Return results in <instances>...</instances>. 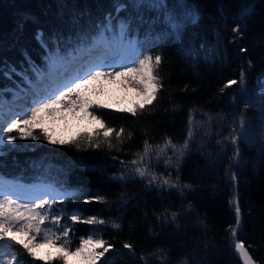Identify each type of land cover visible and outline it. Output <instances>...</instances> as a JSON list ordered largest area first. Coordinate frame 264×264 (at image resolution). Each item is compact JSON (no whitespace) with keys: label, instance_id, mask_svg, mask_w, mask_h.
<instances>
[{"label":"trees","instance_id":"obj_1","mask_svg":"<svg viewBox=\"0 0 264 264\" xmlns=\"http://www.w3.org/2000/svg\"><path fill=\"white\" fill-rule=\"evenodd\" d=\"M113 3L114 0H0V61L16 69V74L6 78L0 64V98L9 97L5 87L24 83V75L34 77L24 62L25 54L31 57L30 62L46 68L45 54L34 34L37 30L48 32L58 23L65 12L62 5L69 9L89 8L99 14ZM192 3L198 6V22L187 23L183 41L165 42L153 51V55L163 56L162 64L155 69L163 87L153 105L135 117L115 108L96 110L107 126L125 130L119 140L112 135V149L107 147L102 133L98 138L100 149L83 150L82 142L77 151L74 146L47 143L37 129L41 140L18 139L0 154V178L24 185L45 182L52 190L63 187L73 193L75 198L54 204L52 212L80 211L84 216L96 215L106 221L96 226L73 224L71 250L79 246L81 237L94 235L123 253L108 256L107 264H243L227 230L234 224L238 200L242 226L236 239L244 241L256 264H264V139L260 124L264 97L259 83L264 74V0H189ZM245 3L252 5L250 14L238 19ZM236 23L243 25L241 35L231 31ZM133 35L143 39L140 33ZM242 47L247 52L241 53ZM242 71L243 86L224 88L228 80H239ZM242 100L251 101L247 109ZM241 112L249 118V137L240 144L244 162L233 169L238 178L234 183L225 175L232 151L219 142L236 127L233 117L238 120ZM190 128L193 136L189 148L177 161L178 152L166 146V140L170 139L178 150ZM84 133L62 139L79 138ZM146 140L153 154L150 171L170 174L173 181L179 178L182 186L190 188L160 189L135 177L127 181L113 179L120 175L122 167L112 157L131 166L137 154L143 153ZM169 158L171 163L166 166L164 161ZM94 196L106 202H84ZM172 213L177 214V219L166 224ZM113 223L120 227L114 228ZM125 243L132 245L131 251L123 248ZM13 251L19 255L22 248L7 238L0 241L4 264H10ZM55 251L50 247L44 256ZM37 252L42 255L41 250ZM34 264L45 262L36 260ZM51 264L61 262L52 260ZM68 264H75L70 256Z\"/></svg>","mask_w":264,"mask_h":264},{"label":"snow or ice","instance_id":"obj_2","mask_svg":"<svg viewBox=\"0 0 264 264\" xmlns=\"http://www.w3.org/2000/svg\"><path fill=\"white\" fill-rule=\"evenodd\" d=\"M65 7L63 17L60 18L53 28L45 32L37 30L34 39L40 45L45 54V62L49 72H45L37 66L31 57L24 55V62L35 76V80L29 78L25 81L28 84L26 94H30V100L25 109L20 113H14L5 125H0V154L7 145L14 144L19 140H41L43 139L51 145L74 146L77 151L81 150V143L85 142V148L98 150L101 144L98 138L103 135V140L107 142L109 149L113 148L111 137L114 134L119 140L124 133V128L116 130L107 126L104 119L96 114L98 109H111V104L103 103L98 97L103 95L102 87L90 88V85L96 83L99 85L102 81H119L127 91H134L135 97L127 106L118 107L116 110L121 113L131 114L133 117L142 113L146 107L152 106L157 100L158 93L163 85L155 74L163 60L160 53L153 55L156 47L165 42L180 43L183 41L184 32L187 30V23H197L198 6L195 3L189 4V0H114L111 8L96 14L89 8ZM252 8L250 3L241 6L238 19L250 14ZM233 33L241 35L243 31L242 23H236L231 29ZM140 33L143 39L133 33ZM201 45V48H204ZM109 52L118 50L123 54L119 58H109L102 55L94 61L89 62L84 68L78 70L70 78H65L61 83L52 84L49 82L51 69L62 61L75 59L81 51ZM241 53L247 52L246 48H240ZM191 55V50H189ZM199 55V54H197ZM4 68V75L10 78L16 74L15 67L8 63L0 61ZM23 79V78H22ZM245 75L243 71L239 80H228L224 88L233 85H244ZM261 86V96L264 97V74L259 78ZM221 89V92L224 91ZM95 97V98H94ZM235 100V97L233 98ZM247 109L250 100H242ZM7 102L0 98V105ZM239 111V109H237ZM64 113L73 116L80 115L83 119L87 117L95 122L96 126L92 131L86 132L70 139H58L53 137L44 126L45 118L55 119L57 115L64 119ZM82 114V115H81ZM211 119V117H209ZM220 119H224L221 117ZM192 123V116H189V124ZM233 127L227 137L219 143L230 146L232 156L229 157V167L225 175L232 182H237V175L233 170L244 162L240 149L241 142L249 137V118L246 112H241L238 120L233 117ZM261 138L264 139V109L261 113ZM7 132L8 135L4 133ZM16 133L12 135V133ZM131 136V133L128 134ZM193 131L190 128L184 144L177 150L172 145L171 140H166V146L171 145L174 152H178L177 161L183 157L189 148V142L192 139ZM152 152L150 145L146 140L144 142L143 153L137 154V159L129 163L113 156L114 162L122 167L119 176L113 179L127 181L130 177L146 181L150 187L160 189L171 188H190V185H181L179 178L175 181L171 179L170 174L156 175L150 171ZM159 153L156 158L159 159ZM168 166L171 163L170 158L164 161ZM75 198L71 191L61 187V190L46 191L42 195L33 199L13 198L8 192L0 193V241L6 238L19 245L22 251L17 254L13 251L10 254V264H34L39 260L45 264H51L52 260L68 264V257H78V264H107L108 256L122 255L123 253L115 250V245L105 241L103 238L88 235L81 237L79 246L75 250L69 248L70 234L72 225L83 223L88 226L104 225L106 221L96 215L84 216L80 211H69L67 213L52 212V206L56 203L62 204L65 199ZM85 203L106 202L102 197L94 196L85 199ZM177 219V214L172 213L171 220H165V223H172ZM67 221V222H63ZM114 228H119L118 224L113 223ZM242 226L241 208L238 200L235 202V221L233 225H228V231L234 239V251L242 259L243 264H256L253 256L247 249L242 239H236ZM9 233L11 236L9 237ZM39 239V243L36 241ZM41 244H48L55 247V253H49L47 256L40 255L37 249ZM124 249L131 251L132 245L125 243ZM28 258H31L29 261ZM0 264H4L0 257ZM186 264V262H184Z\"/></svg>","mask_w":264,"mask_h":264},{"label":"rangeland","instance_id":"obj_3","mask_svg":"<svg viewBox=\"0 0 264 264\" xmlns=\"http://www.w3.org/2000/svg\"><path fill=\"white\" fill-rule=\"evenodd\" d=\"M109 52L105 53V52L99 51V53H97L96 56L88 62L86 61L89 58L80 60V61H77V59L75 60L68 59V60L62 61L59 64L62 67L64 65V68L60 67V68L54 69L50 77H55V78L60 77L59 81L62 82L63 79L70 78L78 70L84 68L86 64H88L91 61H94L96 57L99 56L98 54L103 53L102 55H106ZM93 53L91 54L90 58L93 57ZM110 58H119V57H110ZM23 78L25 81L29 79V78H26V75H24ZM50 83L54 84L53 79L50 81ZM98 86L102 87L103 89V95L99 96L98 98L103 103L111 104L113 106L112 108H115V109H117L118 107L127 106L129 102L132 101L135 97V92L127 91L118 80L115 82H109L105 80V81H102L99 85L94 83L93 85H90L89 87L95 88ZM22 87L24 86L19 85L17 86V88L13 87L12 89H10L11 92L8 94L10 98L6 101L7 103L0 105V117H1L0 125L6 126L7 121L11 119V116L14 113H20L25 109L26 104L30 100V94H26L27 93L26 88H28L29 86L24 87V88ZM20 89H24V91L21 92L17 98H14V96L17 94V92ZM3 90L5 91L8 90L7 92H9V88L5 87ZM6 109H7L6 114L1 115V112H5ZM64 116H65L64 119H61L59 115H57L55 119L45 118L44 126L48 129L49 133L55 138H58V139L69 138L70 136H73L74 134L78 132H89V131H92L93 128L97 127L95 122L91 121L87 117H84L83 119H81L80 115L73 116L68 113H64ZM4 134L8 135L7 132H5ZM46 185L47 184L45 182H39L35 185H24L21 183H16L15 181H12V180L10 181V180L0 178V193L8 192L9 194L13 196V198H20L21 201L23 202L25 199H33L36 196L42 195L46 191H51V189L47 188ZM38 249L41 250L42 255H44V253L50 249V246L48 244H41V246ZM70 257L73 259L75 264H78V261H79L78 257H73V256H70Z\"/></svg>","mask_w":264,"mask_h":264},{"label":"bare ground","instance_id":"obj_4","mask_svg":"<svg viewBox=\"0 0 264 264\" xmlns=\"http://www.w3.org/2000/svg\"><path fill=\"white\" fill-rule=\"evenodd\" d=\"M43 52V51H42ZM94 52V53H93ZM93 53V57L92 58H90V56H91V54ZM97 53H99V50H97V51H92V52H86V51H83V50H81L78 54H77V56H76V58L75 59H77V61H80V60H84V59H87V58H89L86 62H88V61H90L91 59H93L95 56H96V54ZM103 53H101V54H98L99 56H97L96 57V59L97 58H99L100 57V55H102ZM121 54H123L122 52H120V51H118V50H113V51H111V52H109L108 54H106L109 58L110 57H119ZM81 58V59H80ZM75 59H71V60H75ZM70 60V61H71ZM15 62V61H14ZM6 63V62H5ZM191 63V62H190ZM15 64V63H14ZM186 64H188V62L186 63ZM74 65V64H73ZM191 65V64H190ZM189 65V66H190ZM197 65V64H196ZM195 65V66H196ZM193 66V65H192ZM203 66H205V65H203ZM39 67H41V65H39ZM60 67H62L59 63L56 65V67L55 68H53V69H51V73L54 71V69H56V68H60ZM62 68H64V65H63V67ZM76 68V67H75ZM193 68V67H192ZM195 68V67H194ZM67 69V68H66ZM69 69H70V67H69ZM43 70L45 71V72H47L46 71V69H44L43 68ZM4 71V70H3ZM49 72V71H48ZM59 72V71H58ZM63 72V71H62ZM53 76V75H52ZM53 79V82H54V84H58V83H61V81H59V79H60V77H57V78H55V77H49V82L51 81ZM24 87H27V85H26V83H23L22 84ZM16 86V85H15ZM14 87V85H9V86H7V88H9V92H11L10 91V89H12ZM24 87H22V88H24ZM26 89H28V88H26ZM8 91V90H7ZM24 91V89H20L18 92H17V94L14 96V98H17L18 97V95L21 93V92H23ZM8 93V92H7ZM4 95V94H3ZM5 95H8V94H5ZM9 99V97L8 98H3V100H5V101H7ZM12 99H13V97H12ZM10 107V106H9ZM8 109V108H7ZM7 109L5 110V112H1V115H5L6 114V112H7Z\"/></svg>","mask_w":264,"mask_h":264},{"label":"water","instance_id":"obj_5","mask_svg":"<svg viewBox=\"0 0 264 264\" xmlns=\"http://www.w3.org/2000/svg\"><path fill=\"white\" fill-rule=\"evenodd\" d=\"M246 245V244H245ZM247 247V246H246ZM247 249L249 250V248L247 247ZM249 252H250V250H249ZM250 254L252 255V253L250 252ZM238 255V254H237ZM253 256V255H252ZM240 258V257H239ZM254 258V257H253ZM241 259V258H240ZM254 260H255V258H254ZM241 261H242V259H241ZM256 261V260H255ZM242 263H243V261H242Z\"/></svg>","mask_w":264,"mask_h":264}]
</instances>
